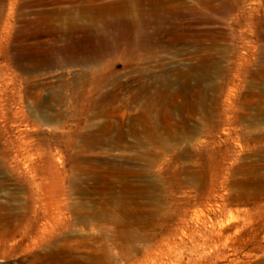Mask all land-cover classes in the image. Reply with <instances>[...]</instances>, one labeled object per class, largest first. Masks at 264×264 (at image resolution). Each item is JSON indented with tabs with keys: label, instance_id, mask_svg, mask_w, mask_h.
<instances>
[{
	"label": "rangeland",
	"instance_id": "rangeland-1",
	"mask_svg": "<svg viewBox=\"0 0 264 264\" xmlns=\"http://www.w3.org/2000/svg\"><path fill=\"white\" fill-rule=\"evenodd\" d=\"M111 3L171 11L132 51L68 29L91 22L81 6ZM45 12L50 28L35 29ZM147 88L167 98L160 142L129 131L144 129L141 101L129 100ZM185 96L197 106L186 123L176 106ZM119 175H225L208 212L213 222L238 218L240 246L183 264H236L248 252L264 264V0H0V264H38L60 249L140 264L144 250L189 246L191 231L210 228L196 206L177 208L165 183L159 198L121 208L109 198Z\"/></svg>",
	"mask_w": 264,
	"mask_h": 264
},
{
	"label": "bare ground",
	"instance_id": "bare-ground-1",
	"mask_svg": "<svg viewBox=\"0 0 264 264\" xmlns=\"http://www.w3.org/2000/svg\"><path fill=\"white\" fill-rule=\"evenodd\" d=\"M158 9L142 8L138 6L131 7H121L115 4H102V5H86L81 6L78 9V17H87L91 20L88 25H81L75 20H71L68 24V29L71 32H81L82 30L93 31L97 36L104 39L108 44L113 43L121 47V45L127 50H137L136 48L141 45L139 40L146 42L144 39L147 34L146 30L152 25H157L160 22L161 15L165 18V13L171 11L169 8H163L162 13L157 14ZM168 11V12H164ZM34 18L33 25L35 29H47L50 28L47 17L48 12L41 13ZM44 14V15H43ZM166 19V18H165ZM168 19V18H167ZM125 32L133 34L134 38L126 41L125 39L121 41L116 40V35ZM119 32V33H118ZM117 41V43H116ZM145 44V43H144ZM144 47V46H143ZM72 56V55H71ZM77 60L74 57L67 59V63H75ZM93 73L101 71L100 69L92 68ZM94 75V74H93ZM102 83V82H101ZM99 83V84H101ZM148 88L146 90H139L138 93L133 94L130 97L129 103L139 104L141 101L142 111L135 118L144 124V129L139 130L136 126L132 125L129 129L132 135L137 137H142L145 140L151 142V140L160 139V133L156 128L157 123H162V116L166 114L164 108L166 106L167 98L163 93L158 94L153 97L150 95ZM116 98V95H111ZM178 95L175 97L177 98ZM106 97H109L108 95ZM171 97L172 100L175 98ZM176 106L180 112V117L183 122L186 123L187 118L190 115H194L197 110L195 101L190 96H185V98L176 103ZM163 113V114H162ZM122 132L120 136H122ZM143 134V135H142ZM144 136V137H143ZM88 138L94 140V135H89ZM141 139V141H143ZM149 142V143H150ZM157 142V141H156ZM143 145V142L139 143ZM149 152L142 153L143 156H147ZM141 156V155H140ZM140 176L144 178L141 181H133L132 177ZM151 175H119V179H123L119 187V191L112 188V195L109 197L112 202H117L121 208H128L129 204L136 203L144 204L142 198L150 197L152 199L159 198V191L162 188L166 189L163 183L168 184V189L170 188L174 193L173 203L177 208L183 210L186 206L194 207L197 215V219L202 221V224L206 226L208 218L210 220V225L208 228L205 227V231L196 229L191 231L189 236L190 245L187 246L185 243H175L173 245H167L165 248L159 247L158 253H152L144 250L142 257L137 258L140 264H147L151 262L156 264L162 261L164 258L173 259L172 262L176 264H183L184 261L191 263L188 255L197 254L200 258H209V256L216 255L218 258L224 256V250L226 247L230 248L232 251H237L238 246H240L241 228L238 227V218L234 214H229L224 216L225 218H220L213 222L210 217L209 208L211 206V193L214 191V186L224 185L227 183L228 178L225 175H157L159 179L150 178ZM149 177V178H145ZM236 176L234 175V178ZM236 179L232 182H228V185L236 184ZM241 186H251L246 180L238 181ZM257 183V182H255ZM176 192H183L190 194L188 197H177ZM117 193H129L134 195L133 197H120L116 195ZM119 195V194H118ZM137 197H141L136 199ZM120 208V209H121ZM207 208L208 210H205ZM219 210L224 213V207L219 205ZM232 228H235L234 233L229 232ZM252 238V237H251ZM249 242V240H247ZM131 248L137 249L133 241H129ZM246 244V241H244ZM243 244V245H244ZM238 245V246H237ZM242 245V246H243ZM258 251L263 252L264 248H259ZM255 256L252 252H248L244 255L245 258H239L236 264H253L252 257ZM262 256H257L261 258ZM106 260L104 256L99 253H88L83 256L77 255L72 251H65L63 249L47 252L41 257L38 264H102ZM256 261V260H255ZM258 261V260H257Z\"/></svg>",
	"mask_w": 264,
	"mask_h": 264
}]
</instances>
